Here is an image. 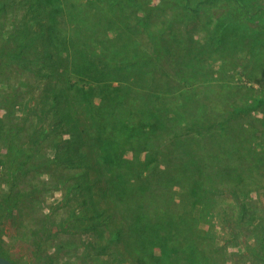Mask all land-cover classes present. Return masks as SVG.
Here are the masks:
<instances>
[{
  "label": "rangeland",
  "instance_id": "1",
  "mask_svg": "<svg viewBox=\"0 0 264 264\" xmlns=\"http://www.w3.org/2000/svg\"><path fill=\"white\" fill-rule=\"evenodd\" d=\"M0 3L6 6L0 12V44L7 42L9 31L31 23L36 34L21 49L24 62L0 59V130L11 126L14 141L9 153L7 137L0 134V251L17 264H165L119 237L118 230L127 227H120L97 164L95 124L103 119L104 94L118 89L119 77L93 81L77 75L59 63V52L42 26L46 21L32 18L27 0ZM218 11L222 17L208 21L206 30L199 27L207 15L193 20L192 34L197 41L201 36L208 39L218 22L233 47L229 52L222 49V56L215 52L209 65L214 74L230 80L231 98L240 106L235 153L224 164L239 184L224 181L217 190H208L217 202L200 217L199 230L190 233L192 262L264 264V32L259 29L264 25L250 23L259 37L247 38L245 46L234 37L243 30L242 21L230 19L227 6ZM57 20L59 26L76 31L75 19L65 15ZM13 37L20 39L21 34ZM104 113L107 121L101 126L112 131V118ZM130 146L123 147L127 157L133 153ZM138 153L143 160L149 157L146 149ZM158 250L154 247L153 253Z\"/></svg>",
  "mask_w": 264,
  "mask_h": 264
},
{
  "label": "trees",
  "instance_id": "2",
  "mask_svg": "<svg viewBox=\"0 0 264 264\" xmlns=\"http://www.w3.org/2000/svg\"><path fill=\"white\" fill-rule=\"evenodd\" d=\"M27 3L32 18L46 21L42 26L59 52L60 64L66 63L88 80L120 79L115 92L104 94L106 102L101 108L112 118V131L101 126L107 121L104 112L94 128L99 171L121 218L120 227H127L124 232L118 230L119 237L165 264L169 259V264H195L190 233L199 230L200 217L217 202L208 190H217L224 181L239 184L224 164L235 153L241 119L240 106L231 98L230 80L214 74L209 65L211 55L220 51L222 56V49L229 52L233 47L227 44L218 22L208 39L201 36L194 40L196 25L191 22L204 13L207 17L199 29L206 30L208 21L222 17L218 9L227 6L230 19L244 25L234 37L248 46L247 38L259 37L250 23L256 20L264 25V0H229L228 4L223 0ZM5 7L0 3V12ZM65 15L76 20V31L59 26L57 18ZM31 26L8 32L6 39L11 42L0 44V59L24 62L22 47L36 37ZM259 29L264 32V27ZM59 31H63L61 36L56 35ZM16 34H21L20 39L13 37ZM233 40L231 36L230 42ZM254 73L250 70L249 74ZM201 84L205 87L199 88ZM10 128L1 129L0 134L7 137L8 152L12 153ZM129 145L133 153L127 157L123 147ZM143 149L149 152L144 160L138 153ZM8 206L12 208V204ZM154 247L159 249L156 254Z\"/></svg>",
  "mask_w": 264,
  "mask_h": 264
},
{
  "label": "water",
  "instance_id": "3",
  "mask_svg": "<svg viewBox=\"0 0 264 264\" xmlns=\"http://www.w3.org/2000/svg\"><path fill=\"white\" fill-rule=\"evenodd\" d=\"M0 264H16L11 259L0 254Z\"/></svg>",
  "mask_w": 264,
  "mask_h": 264
}]
</instances>
